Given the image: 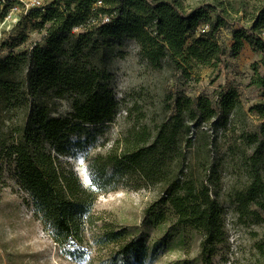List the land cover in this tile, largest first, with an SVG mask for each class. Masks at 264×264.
<instances>
[{
    "label": "trees",
    "instance_id": "16d2710c",
    "mask_svg": "<svg viewBox=\"0 0 264 264\" xmlns=\"http://www.w3.org/2000/svg\"><path fill=\"white\" fill-rule=\"evenodd\" d=\"M100 2L104 6L97 5ZM63 4L47 5L44 13L31 12L25 20L39 19L41 25L54 21L53 26L25 53L0 59V178L8 163V171L30 198L44 230L66 248L87 240L98 191L115 189L136 174L146 185L160 186L158 200L168 211L152 210L153 219L164 221L166 214H173L179 225L198 231L202 235L200 257L204 264H212L219 246L227 241L225 213L220 200L213 197L208 168L204 178H195L193 161L185 167V150L193 146V132L203 123L211 125L207 131L220 135L240 131L239 140L228 151H239L249 183L231 198L241 220L262 219L264 0H255L251 9L248 3L235 8L222 0L194 7L188 0H65ZM105 16L111 22L104 23ZM243 21L249 26H242ZM201 26H208V31L199 30ZM229 26L239 29L234 31L233 55L247 43L262 56L251 80L263 92V99L253 108L261 123L256 130L242 128L244 121L239 119L247 114L237 90L230 89L216 100L184 96L173 101L174 115L157 126L155 136L148 126L134 127L108 153L89 161L92 187L97 190L84 187L73 169L58 164L49 146L61 156H74L66 146L70 134L82 133L87 125L108 123L118 114L108 66L95 64V53L106 52L112 41L127 36L138 44L141 57L156 68L168 59L180 71L193 63L218 68L223 66L225 51L216 34ZM196 33L202 38L189 44ZM46 89L54 90L58 98L69 95L73 112L57 118L47 106L29 104L31 93ZM100 233L98 241L118 249L123 259L129 258V252L141 256L145 247L144 240L128 246L125 230L106 227Z\"/></svg>",
    "mask_w": 264,
    "mask_h": 264
},
{
    "label": "rangeland",
    "instance_id": "374dc122",
    "mask_svg": "<svg viewBox=\"0 0 264 264\" xmlns=\"http://www.w3.org/2000/svg\"><path fill=\"white\" fill-rule=\"evenodd\" d=\"M64 1L45 0L48 6L65 5ZM212 1L188 0V4L194 7ZM222 1L235 8L248 3V9L255 3V0ZM75 5L72 4L73 9ZM99 5L104 6L103 2ZM53 23L41 25L39 19H28L11 31L7 26L3 27L9 32L3 34L0 30V59L25 53L32 42L48 33ZM241 25L249 26L245 21ZM236 30L238 27L229 26L216 34L218 45L225 51L223 66L218 68L193 63L187 70L180 71L169 59L156 68L141 57L140 47L130 37L112 41L106 52L102 50L93 55V62L108 66L112 94L119 104L118 114L108 123L87 125L82 133L70 134L66 146L74 156H61L54 146L47 149L59 159L58 164L63 168L77 173L84 187L94 189L89 161L108 153L134 127L148 126L155 136L157 126L174 115L176 98L216 100L230 89L237 90L247 114L246 118L239 119L244 121L242 128L256 130L261 123L253 108L263 99V92L252 86L251 80L255 75L254 65L262 56L247 43L241 52L233 55ZM198 35L191 36L189 44L202 38ZM169 96L172 99L168 101ZM29 98L30 105L47 106L53 117H67L73 112L72 98L69 95L58 98L54 90L34 92ZM200 127L198 132H193L196 137L193 146L185 150V167L193 161V175L200 179L206 176L205 167L208 168L213 197L220 200L225 213L227 241L219 246L212 264H264V213L260 221L251 217L241 220L231 198L236 190L245 189L249 183L239 151H228L229 146L239 140L240 131L220 135L207 131L211 125L203 123ZM245 149L251 152L250 146ZM3 168L0 178V264H204L200 257L202 235L198 231L179 225L173 214H166L164 221L154 220L151 216L152 210L168 211L159 203L158 184L146 185L135 174L115 189L98 191L91 212L94 225H91L87 240L80 246L63 248L44 230L30 198L20 189L15 175L8 171V163ZM106 227L127 231L128 246L144 240L141 256L129 252V258L123 259L118 257V249L98 241L101 229ZM174 231L177 234L173 235Z\"/></svg>",
    "mask_w": 264,
    "mask_h": 264
},
{
    "label": "built area",
    "instance_id": "2783aa9c",
    "mask_svg": "<svg viewBox=\"0 0 264 264\" xmlns=\"http://www.w3.org/2000/svg\"><path fill=\"white\" fill-rule=\"evenodd\" d=\"M99 4L102 3L97 5ZM0 5V30H3V34L9 32L5 28L2 29L3 27L7 26L11 31L13 28L21 26L31 12L40 11L44 13L47 7L45 0H0ZM103 22H111L110 17L105 16ZM208 29V26L199 27L202 32H206Z\"/></svg>",
    "mask_w": 264,
    "mask_h": 264
}]
</instances>
